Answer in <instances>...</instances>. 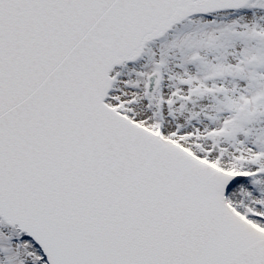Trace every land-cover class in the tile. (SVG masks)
Returning a JSON list of instances; mask_svg holds the SVG:
<instances>
[{"label": "snow or ice", "instance_id": "1", "mask_svg": "<svg viewBox=\"0 0 264 264\" xmlns=\"http://www.w3.org/2000/svg\"><path fill=\"white\" fill-rule=\"evenodd\" d=\"M0 264H264V0H0Z\"/></svg>", "mask_w": 264, "mask_h": 264}]
</instances>
